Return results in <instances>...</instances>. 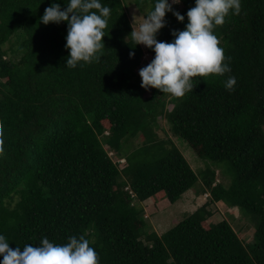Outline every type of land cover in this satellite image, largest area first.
Listing matches in <instances>:
<instances>
[{"label": "trees", "instance_id": "trees-1", "mask_svg": "<svg viewBox=\"0 0 264 264\" xmlns=\"http://www.w3.org/2000/svg\"><path fill=\"white\" fill-rule=\"evenodd\" d=\"M100 2L111 9L103 55L73 69L67 22H40L46 8L65 9L68 0H0V235L12 248L85 235L100 264H264V0H241V13L215 30L231 72L194 78L183 98L141 87L139 71L155 52L147 50V62L142 46L126 41L128 0ZM156 2L132 5L147 16ZM194 6L173 5L185 20L167 13L158 41L186 30ZM229 76L237 80L232 91ZM160 117L220 170L198 175L173 140L158 135ZM129 139L135 150L122 167ZM198 183L204 205L163 234H145L144 202L164 192L175 204ZM219 203L254 217L251 243L226 219L209 222Z\"/></svg>", "mask_w": 264, "mask_h": 264}, {"label": "clouds", "instance_id": "clouds-1", "mask_svg": "<svg viewBox=\"0 0 264 264\" xmlns=\"http://www.w3.org/2000/svg\"><path fill=\"white\" fill-rule=\"evenodd\" d=\"M180 3L181 0H157L147 16L133 14L132 32L126 37L135 47L143 45L155 52L154 59L139 71L141 87L154 88L175 98L193 91L196 77L208 79L231 72L229 58L215 30L225 24L230 14L239 15L242 10L241 0H195V6L187 12L186 30H173L175 39L170 43L158 41V33L167 26V13L184 22L185 17L173 9V5ZM110 13L111 9L100 0H68L65 9L58 3L46 8L40 22L44 25L67 22L66 49L70 55L66 65L74 69L78 64L100 61ZM129 55L134 58L135 52ZM236 83V77L229 76L224 86L232 91ZM4 145V128L0 124V156L5 154ZM0 256L2 264H100L99 254L85 235L70 236L65 244L50 242L45 237L40 246L27 244L23 248H12L5 236L0 235Z\"/></svg>", "mask_w": 264, "mask_h": 264}, {"label": "rangeland", "instance_id": "rangeland-1", "mask_svg": "<svg viewBox=\"0 0 264 264\" xmlns=\"http://www.w3.org/2000/svg\"><path fill=\"white\" fill-rule=\"evenodd\" d=\"M128 3L130 5L128 8L129 18L131 20V23H133V14L138 17L144 15L141 14L139 10L132 5L133 0H128ZM10 44L11 43L7 44L6 48L9 47ZM141 46L145 51L146 61L150 62L151 57L149 54H147L148 48L143 45ZM159 121L162 128L158 131V135L161 138H166L167 134V136H169L171 140H173L177 148L182 152L184 157L188 160L189 164L198 175H200L201 171L209 167L220 170L218 169V166L216 167L212 162L198 157L184 140L174 136L169 124L164 118L160 117ZM134 147L135 142L130 139L127 140V143L124 146L125 153L122 152L123 156L119 158L120 162L122 163V167L127 164V156L135 150ZM114 160H116V158ZM131 160L135 161V158L132 157ZM217 173L218 180L223 181V179H225V184H228L230 182L227 176L223 178L222 174L219 171ZM200 184L201 183H198L193 189L185 193L181 200H179L175 204H171L167 200V198L164 197V192H161L157 196L144 202L142 204L144 209L143 216L147 222L146 228L144 229L145 234H163L169 229L173 228L179 222H181L186 216H188V214L194 213L198 208L204 205L208 199V195H202L201 192L198 193ZM212 211L213 216L209 219V222L216 223L223 219H226L232 224V226L238 232L239 236L242 239H246L248 243H251L253 241L254 233L256 230L254 217L248 215L247 213L240 212L239 209H231L222 203L213 206Z\"/></svg>", "mask_w": 264, "mask_h": 264}]
</instances>
